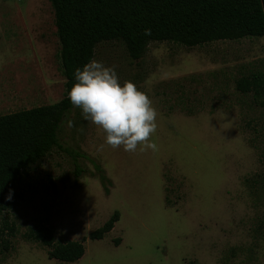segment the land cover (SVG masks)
I'll list each match as a JSON object with an SVG mask.
<instances>
[{"label": "rangeland", "instance_id": "1", "mask_svg": "<svg viewBox=\"0 0 264 264\" xmlns=\"http://www.w3.org/2000/svg\"><path fill=\"white\" fill-rule=\"evenodd\" d=\"M94 59L148 94L156 149H113L74 107L61 146L27 170L24 200L0 216V264H264V97L237 89L240 78L264 72V36L195 47L153 41L138 60L111 40ZM7 73L28 96L11 110L0 103V115L64 97L50 0H0V86ZM115 211V227L90 239ZM40 224L57 241H84V256L50 259L48 247L26 238Z\"/></svg>", "mask_w": 264, "mask_h": 264}, {"label": "trees", "instance_id": "2", "mask_svg": "<svg viewBox=\"0 0 264 264\" xmlns=\"http://www.w3.org/2000/svg\"><path fill=\"white\" fill-rule=\"evenodd\" d=\"M50 1L66 78L65 94L53 104L0 115V216L24 200L22 181L27 170L61 146L62 122L74 108L67 97L74 82L73 72L94 59L98 44L119 40L130 57L138 60L153 41L195 47L219 40L264 36V0ZM145 29H150L151 34L145 35ZM237 89L264 97V72L240 78ZM96 168L105 191L109 192V178L101 166ZM10 191L12 198L7 199ZM119 219L120 213L115 211L90 233V239L104 238ZM8 228L13 235L15 227ZM3 232L0 228V238ZM26 238L48 247L50 259L75 262L86 251L84 241H57L54 229L47 224L31 229Z\"/></svg>", "mask_w": 264, "mask_h": 264}, {"label": "clouds", "instance_id": "3", "mask_svg": "<svg viewBox=\"0 0 264 264\" xmlns=\"http://www.w3.org/2000/svg\"><path fill=\"white\" fill-rule=\"evenodd\" d=\"M145 35L151 30L145 29ZM67 97L87 121L104 133V144L126 152L155 150L151 136L157 129L153 102L137 85L121 82L116 70L97 59H89L73 72ZM12 198L11 191L6 197Z\"/></svg>", "mask_w": 264, "mask_h": 264}, {"label": "crops", "instance_id": "4", "mask_svg": "<svg viewBox=\"0 0 264 264\" xmlns=\"http://www.w3.org/2000/svg\"><path fill=\"white\" fill-rule=\"evenodd\" d=\"M20 60V58H19ZM13 78V77H12ZM14 78H19L20 80L23 79V75L19 73V75ZM5 84L0 86V103L2 108H8L7 110H11L9 107L15 104H20L23 101H26L28 93L24 92L23 84H19V86L14 87L13 81H11V76L9 73L6 74Z\"/></svg>", "mask_w": 264, "mask_h": 264}]
</instances>
